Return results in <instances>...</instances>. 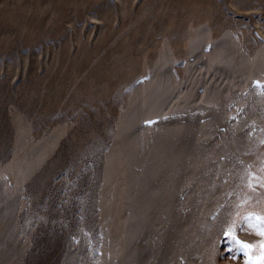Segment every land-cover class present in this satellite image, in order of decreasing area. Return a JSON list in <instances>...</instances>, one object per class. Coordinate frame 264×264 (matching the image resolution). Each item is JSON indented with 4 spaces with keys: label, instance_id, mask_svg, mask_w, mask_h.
I'll return each mask as SVG.
<instances>
[{
    "label": "rangeland",
    "instance_id": "1",
    "mask_svg": "<svg viewBox=\"0 0 264 264\" xmlns=\"http://www.w3.org/2000/svg\"><path fill=\"white\" fill-rule=\"evenodd\" d=\"M203 28L212 41L234 39L248 62L259 61L264 94V0H0V181L7 193L22 188L15 232L28 226L24 241L29 245L21 264H61L84 238L92 264H141V246L147 243L141 238V193L136 185L123 205L129 196L119 192L129 186L135 163L115 162L107 181L108 155L121 142L128 154L132 139L145 132L144 123L152 124L143 148L157 134L155 117L125 133L120 124L140 88L158 73L166 49L174 83L161 113L170 111L200 77L203 83L189 101H201L211 72L205 71L207 56L202 63L194 58L198 50L189 51ZM176 114L164 125L179 121ZM198 119H183L188 126L180 139L193 141ZM224 136L231 137L226 129ZM169 140L168 145L172 136ZM255 175L249 199L232 208L241 218L242 237L257 234L249 216L242 215L246 208L264 210V197L259 199L264 174L257 168ZM118 212L120 221L134 214L130 226L137 227L135 236H126L125 253L115 263L111 249L119 239L113 236L121 227L113 223ZM238 247L232 239L224 241L219 263L245 264ZM146 253L144 261L152 255ZM207 255L202 261L210 260Z\"/></svg>",
    "mask_w": 264,
    "mask_h": 264
},
{
    "label": "bare ground",
    "instance_id": "2",
    "mask_svg": "<svg viewBox=\"0 0 264 264\" xmlns=\"http://www.w3.org/2000/svg\"><path fill=\"white\" fill-rule=\"evenodd\" d=\"M197 50L194 58L202 63L207 60L205 71L211 72V83L204 86L201 101L196 103L189 99L199 84L203 83L202 77L190 82L180 101L170 111L161 113V107L171 95V85L174 83L172 55L166 49L158 73L142 90L140 88L131 111L120 124V133H125L133 125H141L142 119L158 118V125L153 129L157 130V138L153 137L143 148L149 136L147 127L152 124L144 123L142 128L145 132L136 136V139L131 138L128 154L121 142L113 145L108 155L107 181L113 178L110 169L115 162L122 159L127 164L135 163L133 173L128 174L129 186L122 187L119 192H125V197L129 196L123 205L129 204V199L135 193L132 188L136 185L137 193H141V238L147 239L144 244L146 247L141 246V264H226L219 263V258L224 256L221 244L231 239L224 234L229 227L234 228L240 241L253 245L249 254L254 260H258L261 254L260 244L264 238L258 234L240 236L238 224L241 218L232 214V208L239 209L251 196L254 184L252 177L256 169L260 168L264 174V94L260 88L263 73L259 71V64H256L259 61L254 59L248 62L234 39L224 37L217 42L212 41L204 28L193 36L189 53ZM195 67L198 65L195 64ZM175 112H178L176 115L180 120L170 122L171 126H168L169 123L164 125ZM202 116L209 117L203 119ZM184 118L189 119V122L200 118L197 120L200 127L189 143L179 138L188 126H185ZM232 118L235 123H227ZM168 127L172 128V134ZM221 128L224 129L222 132L219 131ZM225 129L231 136L228 140L221 138L225 137ZM171 136L172 144L168 145ZM212 136L218 138L215 143L204 144ZM138 150L141 151V157L133 160ZM1 183L0 264H21L29 245L28 241H24L28 226L15 232L22 206V188L7 193ZM263 197L262 194L259 199ZM118 206L120 202L117 200ZM246 209L242 215L249 216L252 224L256 223L254 217L257 214L264 216V210ZM118 213L113 223L120 222L121 227L113 236L119 239L111 249L112 256L117 257L115 263L125 253L128 245L126 236H135L137 227L130 226L134 214L120 221L122 215ZM154 215L156 219H151ZM233 241L239 246L236 252H245L237 241ZM86 246L84 238L80 249H71L61 264H92L86 258ZM143 249L149 252L146 254H152L148 261H144ZM205 254H210L207 262L202 261Z\"/></svg>",
    "mask_w": 264,
    "mask_h": 264
},
{
    "label": "snow or ice",
    "instance_id": "3",
    "mask_svg": "<svg viewBox=\"0 0 264 264\" xmlns=\"http://www.w3.org/2000/svg\"><path fill=\"white\" fill-rule=\"evenodd\" d=\"M259 183L261 187H264V179H261ZM249 186L251 187V184ZM254 219L256 223L251 226L257 230V234L260 237L264 238V216H255ZM224 234L229 238L237 241L240 244L241 248L245 250L244 255L247 257L245 264H264V242L260 244L261 254L259 259L254 260L249 254V250L253 247V245H250L245 241H240L238 236L235 234V230L233 227H229Z\"/></svg>",
    "mask_w": 264,
    "mask_h": 264
}]
</instances>
